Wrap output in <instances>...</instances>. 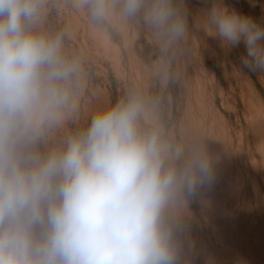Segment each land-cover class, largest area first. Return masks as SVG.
<instances>
[{"label":"clouds","instance_id":"clouds-1","mask_svg":"<svg viewBox=\"0 0 264 264\" xmlns=\"http://www.w3.org/2000/svg\"><path fill=\"white\" fill-rule=\"evenodd\" d=\"M52 0H0V264H194L192 203L204 204L218 157L173 134L160 99L133 84L79 126L86 70ZM91 24L148 31L156 74L171 79L189 30L188 0H64ZM208 37L243 43L241 69L264 73V25L215 0ZM70 124L75 127L69 128Z\"/></svg>","mask_w":264,"mask_h":264},{"label":"rangeland","instance_id":"rangeland-1","mask_svg":"<svg viewBox=\"0 0 264 264\" xmlns=\"http://www.w3.org/2000/svg\"><path fill=\"white\" fill-rule=\"evenodd\" d=\"M212 2L188 0L189 35L164 86L156 74L158 46L143 28L118 21L95 27L64 0H52L47 25L67 28L69 50L84 60L79 126L136 84L159 97L161 119L173 134L207 140L219 158L206 203L191 205L194 264H264V73L241 69L243 43L227 50L208 37L202 9ZM224 3L264 25V0Z\"/></svg>","mask_w":264,"mask_h":264}]
</instances>
